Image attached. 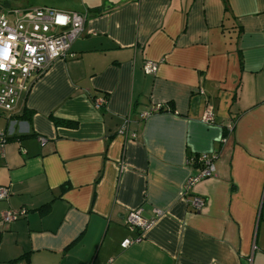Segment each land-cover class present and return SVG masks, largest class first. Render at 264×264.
I'll use <instances>...</instances> for the list:
<instances>
[{
	"label": "crops",
	"instance_id": "1",
	"mask_svg": "<svg viewBox=\"0 0 264 264\" xmlns=\"http://www.w3.org/2000/svg\"><path fill=\"white\" fill-rule=\"evenodd\" d=\"M71 1L86 13L75 56L0 112V215L26 209L0 222V264H264V0ZM199 154L214 171L184 195ZM155 207L164 215L122 248L137 235L127 212Z\"/></svg>",
	"mask_w": 264,
	"mask_h": 264
},
{
	"label": "built area",
	"instance_id": "2",
	"mask_svg": "<svg viewBox=\"0 0 264 264\" xmlns=\"http://www.w3.org/2000/svg\"><path fill=\"white\" fill-rule=\"evenodd\" d=\"M85 20V12L60 10L47 5L0 10V112L8 115L15 113L36 77L54 61L75 56L71 45L82 33ZM156 70L157 65L154 62L145 63L146 73H154ZM104 101L105 99H101L95 107H99ZM160 108L161 105H156L153 110ZM213 120L212 107L207 105L201 115V121L211 124ZM118 134L124 141L136 137L129 128V119L122 123ZM6 141V133L0 131V155L3 154ZM40 141L44 143L45 139L41 138ZM213 159L214 155L200 154L196 155L195 159H188L191 165L199 166V172L184 182V195L191 193L197 182L212 175ZM8 194V189L0 186V200H6ZM187 204L192 211L199 212L205 206V200L200 195L192 194ZM141 211V208H134L127 212L125 225L137 235L135 238L123 239L122 248L140 241L143 233L164 215V211L156 207L151 210L152 215L148 218L144 217ZM25 214L24 207L7 210L1 213L0 222L11 223Z\"/></svg>",
	"mask_w": 264,
	"mask_h": 264
},
{
	"label": "rangeland",
	"instance_id": "3",
	"mask_svg": "<svg viewBox=\"0 0 264 264\" xmlns=\"http://www.w3.org/2000/svg\"><path fill=\"white\" fill-rule=\"evenodd\" d=\"M29 1L34 2V5H47L60 10H68L66 8H69V6L74 5L73 3L76 2L71 0H29Z\"/></svg>",
	"mask_w": 264,
	"mask_h": 264
},
{
	"label": "trees",
	"instance_id": "4",
	"mask_svg": "<svg viewBox=\"0 0 264 264\" xmlns=\"http://www.w3.org/2000/svg\"><path fill=\"white\" fill-rule=\"evenodd\" d=\"M41 6H44V5H41ZM30 7H35V6H30ZM36 7H39V6H36ZM170 107H167V109H169ZM160 111H163V110H165V109H159ZM22 116V118H27V119H29V116H26V112H23L22 114H21ZM59 123H61V124H65V125H68L69 124V122H67V121H56V124H59ZM196 158V156H194V159ZM19 259H21V257L19 258H15V259H12V260H10L9 262H16V261H18Z\"/></svg>",
	"mask_w": 264,
	"mask_h": 264
}]
</instances>
